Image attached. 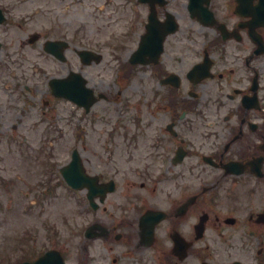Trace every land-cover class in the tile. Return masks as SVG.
I'll return each instance as SVG.
<instances>
[{
  "label": "flooded vegetation",
  "instance_id": "1",
  "mask_svg": "<svg viewBox=\"0 0 264 264\" xmlns=\"http://www.w3.org/2000/svg\"><path fill=\"white\" fill-rule=\"evenodd\" d=\"M75 6L84 15L64 21ZM0 9L6 137H19L15 121L31 115L26 65L37 43L45 66L36 71L54 73L35 89L48 112L67 101L54 95L53 77L85 76L95 97L88 113L111 85L87 71L138 77V114L97 142L101 157L87 172L109 186L120 139L137 163L142 181L128 187L139 194L111 203L98 189L101 206L64 219L65 264H264V0H0ZM43 19L51 27L37 31ZM199 65L209 76L190 79ZM176 167L180 175H168Z\"/></svg>",
  "mask_w": 264,
  "mask_h": 264
},
{
  "label": "rangeland",
  "instance_id": "2",
  "mask_svg": "<svg viewBox=\"0 0 264 264\" xmlns=\"http://www.w3.org/2000/svg\"><path fill=\"white\" fill-rule=\"evenodd\" d=\"M79 13L83 16L85 11L80 6L73 7L64 15V21L74 22ZM52 21L54 24L56 20L52 18ZM42 22L44 24L33 23L35 29L49 30L51 25L45 19ZM57 32L56 28H51V33ZM42 54L41 42L29 48L26 66L29 68V85L33 89L44 87V71H34L36 67L45 66ZM87 72L95 82L111 85L110 98L95 108H99V113L85 114L66 102L60 103L56 112L43 118L45 110L41 105V94L35 91L33 104L31 108L29 106V121L22 125L15 121L19 137L0 134V264H15L28 256L35 259L47 249L59 247L58 233L64 229V219L77 216L86 209L85 204H76L67 190L64 194L63 188L46 194L52 179L48 171L68 164L75 148L80 150L85 163L91 164L94 158L101 157L96 144L99 140H106L105 133L112 131L114 126L116 128L118 123L123 126L120 131L124 130L129 127V121L132 123V116L138 114L141 98L137 92L138 81L124 86L120 71ZM102 106H107L108 112ZM126 106L131 107L130 113L124 115L121 110ZM2 126L11 127L12 124ZM120 142V139H114V144L118 145L113 149L112 167L118 170L108 172L119 185L117 192L110 197L111 203H118L122 196L134 192L139 194L137 187L128 186L134 182L140 185L142 181L138 171L134 170L137 163L126 161L130 154L127 147L119 145Z\"/></svg>",
  "mask_w": 264,
  "mask_h": 264
},
{
  "label": "water",
  "instance_id": "3",
  "mask_svg": "<svg viewBox=\"0 0 264 264\" xmlns=\"http://www.w3.org/2000/svg\"><path fill=\"white\" fill-rule=\"evenodd\" d=\"M64 173L67 180L70 181L71 183H75L78 180L88 181V179L84 176L82 165L76 154L74 155V160L72 161V163L67 168L64 169ZM26 264H30V263H26ZM33 264H62V259L56 252H52L42 257Z\"/></svg>",
  "mask_w": 264,
  "mask_h": 264
}]
</instances>
